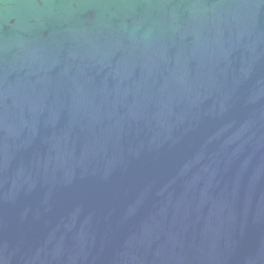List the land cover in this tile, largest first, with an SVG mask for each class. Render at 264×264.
Masks as SVG:
<instances>
[{
  "label": "water",
  "instance_id": "obj_1",
  "mask_svg": "<svg viewBox=\"0 0 264 264\" xmlns=\"http://www.w3.org/2000/svg\"><path fill=\"white\" fill-rule=\"evenodd\" d=\"M0 264H264V0H0Z\"/></svg>",
  "mask_w": 264,
  "mask_h": 264
}]
</instances>
